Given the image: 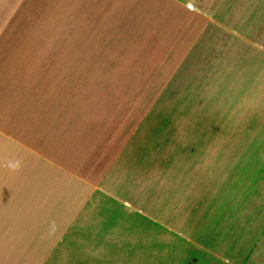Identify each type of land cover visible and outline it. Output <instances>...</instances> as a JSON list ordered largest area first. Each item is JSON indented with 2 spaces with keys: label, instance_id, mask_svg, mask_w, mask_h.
<instances>
[{
  "label": "crops",
  "instance_id": "crops-1",
  "mask_svg": "<svg viewBox=\"0 0 264 264\" xmlns=\"http://www.w3.org/2000/svg\"><path fill=\"white\" fill-rule=\"evenodd\" d=\"M147 1L0 0V21L8 5L32 20L61 17L59 34L48 29L50 48L53 37L65 48H185L189 41L177 32L185 8L173 4L179 14L169 25V0H158L163 5L154 10ZM113 68L118 72L98 83L137 82L130 66ZM37 78L17 84L16 98L0 101V264H189L186 244L191 264H264L259 77L251 92L243 87L239 122L225 125L219 144L212 138L208 172L195 177L202 181L192 184L191 198L184 185L166 184L161 213L152 209V175L132 172L136 160L121 156L137 131L135 92L113 91L105 106L103 93L89 97L73 93L63 78ZM105 154L108 164L90 171Z\"/></svg>",
  "mask_w": 264,
  "mask_h": 264
},
{
  "label": "rangeland",
  "instance_id": "rangeland-1",
  "mask_svg": "<svg viewBox=\"0 0 264 264\" xmlns=\"http://www.w3.org/2000/svg\"><path fill=\"white\" fill-rule=\"evenodd\" d=\"M174 3L185 8L177 26L179 39L189 41L185 48H65L57 46L62 38L54 37L55 47L50 48L48 29L52 26L51 34H59L61 17L50 23L44 15L32 20L30 14L17 13V5H8L0 21V101L2 96L16 98L17 84L37 77L56 83L55 77L63 78L60 83L72 86L73 93L83 91L89 97L103 93L99 103L105 106L112 104L114 92H135L137 131L121 156L136 160L132 172L152 175L154 213L162 212L166 184L184 185L191 198L192 184L202 181L195 177L208 172L212 138L213 145L219 144L225 125L239 122L243 87L251 92L258 77L262 92L264 86V0H169V25L174 13L179 14ZM147 4L154 10L162 3ZM122 65L136 75L134 85L98 83ZM120 103L124 111L130 107L125 97ZM110 158L105 154V162L94 160L90 171H101ZM184 253L191 264V244Z\"/></svg>",
  "mask_w": 264,
  "mask_h": 264
}]
</instances>
